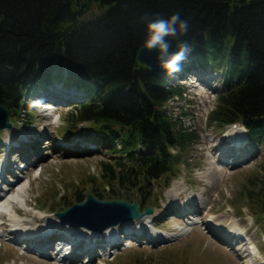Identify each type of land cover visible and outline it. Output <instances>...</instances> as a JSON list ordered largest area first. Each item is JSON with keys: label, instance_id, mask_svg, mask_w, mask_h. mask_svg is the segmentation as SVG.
<instances>
[{"label": "trees", "instance_id": "16d2710c", "mask_svg": "<svg viewBox=\"0 0 264 264\" xmlns=\"http://www.w3.org/2000/svg\"><path fill=\"white\" fill-rule=\"evenodd\" d=\"M176 13L190 25L181 39L193 51L183 66L225 76L209 121L243 124L264 144V0H0V104L9 120L24 126L32 116L25 98L54 82L83 91L87 98L65 115L67 133H96L114 155L100 161L106 186L114 181L142 193L170 175L180 152L199 138L166 107L183 97L182 85L136 59L146 37L141 17ZM253 195L264 213V185Z\"/></svg>", "mask_w": 264, "mask_h": 264}, {"label": "rangeland", "instance_id": "374dc122", "mask_svg": "<svg viewBox=\"0 0 264 264\" xmlns=\"http://www.w3.org/2000/svg\"><path fill=\"white\" fill-rule=\"evenodd\" d=\"M183 65L178 74L168 75L172 78L171 83L183 85V97L169 100L166 107L176 121L198 133L199 138L180 152V160L173 165L170 175L151 180L142 193L136 189L120 190L114 181L110 188L106 186L107 182L101 177L100 161H112L114 155L108 151L107 144L93 137L98 136L96 133H67L65 115L75 103H69L65 98L56 104L45 102L43 108L46 110L30 109L27 105L32 116L24 126L14 121L10 129L0 130V164L6 161L10 165V169L6 170L8 172L4 173L3 183L0 181V188L9 187L5 193L11 196L21 186L25 187L21 194L23 198L13 204L19 215L14 211L8 214L28 221V229L35 226L34 231L29 233L32 240L39 235L36 234L39 227L46 224L59 229L60 225L71 226L61 224L54 213L75 203L74 199L78 196L83 201L89 193L100 194L99 199H122L153 207V212L147 215L150 218L146 216L104 230L114 229L121 236L119 242L122 243L119 248H113L114 252L110 255L97 253L115 246L101 241L102 237H106L102 232L98 240L101 242L91 248V252H87V248L84 251L87 256L73 257L65 263L58 262L56 256L51 259L44 257L40 250L37 253L30 251L28 245L32 243L24 242L25 245L14 241L10 230L7 231L11 228L7 226L11 224L9 216L5 215L0 221V264H67L68 261L72 264H264L263 206L255 201L253 195L264 185V144L252 143L249 139L246 144L242 143L240 150L226 149L229 156L220 161L221 150L217 151L214 147L220 145L226 148L225 134L229 136L237 129L233 125L219 127L209 121L218 93L224 90L222 79L225 76L221 72L203 69L201 65H197L195 70ZM82 125L85 128L88 123ZM68 136L73 138L68 139ZM85 136L95 139L98 145H90L85 150L87 145L82 139ZM172 152L178 153L176 149ZM235 152L242 155L241 159L236 160ZM18 161L24 162L19 168L16 166ZM14 179L16 181L10 185ZM175 185L182 187L179 190L184 192L182 195L171 194ZM76 191L79 195L74 196ZM141 199L144 204H141ZM62 201L66 202L63 208ZM190 202L192 209L197 206L198 210L184 216ZM202 202H205L203 209ZM177 204L180 206L178 209ZM180 211L184 212L176 215ZM228 218H231L228 224H234L241 239L237 235L224 236L223 231L230 230L228 227L221 229L217 225L220 231H214L213 228H217L212 226L214 220L222 223ZM144 219L148 220L149 228L140 232L135 222ZM125 225L131 226L126 234ZM189 226L191 230L183 234L181 229ZM133 230H138V233L131 234ZM54 235L59 236L58 232L52 234L50 241L55 242ZM44 236L48 237L46 233L40 237ZM62 236H69V233L62 231ZM81 236L75 237V240ZM162 239L170 240L160 242ZM82 246L88 247V242L85 240Z\"/></svg>", "mask_w": 264, "mask_h": 264}, {"label": "bare ground", "instance_id": "6f19581e", "mask_svg": "<svg viewBox=\"0 0 264 264\" xmlns=\"http://www.w3.org/2000/svg\"><path fill=\"white\" fill-rule=\"evenodd\" d=\"M233 128H236V127L233 126ZM235 131L238 132V128ZM235 131H232V132L234 133ZM69 138H73V137L68 136V139ZM243 142H245V144L247 143V141H245L243 138H238V139L237 138H232L230 140V144L233 145L237 150H240L241 145H242ZM83 144H86L87 145V147L85 148V150H88V148H90V145L96 146L95 144H92L91 142L87 141L86 139H84ZM7 149L9 150L8 147H7ZM214 149L217 150V151H220L221 150V155L220 156L223 157V158L220 157L219 160L222 161V162L225 161L224 156H226V157L229 156V150H228V152H226L227 147L224 148L223 146H220L219 145V146H215ZM234 154H235L236 160L241 159L240 157L242 155H240L239 152H235ZM219 160H218V163H219ZM1 168H4V170H6V161L3 162L2 164H0V169ZM3 176L5 177L6 174H2V175L0 174V181L2 183H3V180H4ZM24 188H25L24 186H21L19 188V190L17 191V193L16 194H13L11 196H7V193H5V190H3L2 188H0V221H1V217L5 216V215L9 216V220H10L11 224L10 225L7 224V226H11V228H8L7 231L10 230L9 231L10 232V237L13 240L15 238L14 241H16L17 243H23V244H25L26 242L27 243H32L31 246L28 245V248L31 249L30 251L37 253L36 251L40 250L39 253L42 254V255L43 254H47L49 251H51V249H53L55 247L56 241L66 243L67 245L64 246V247H62L63 248L62 251H60V249H59L60 243L57 244V246L55 247V250H54L57 253L56 259L60 263H61V261H66V260H70L71 261L73 259V257L77 258V257H80V256H87L86 255V252H84L86 250V249H84L85 246L84 247L82 246V243L86 240L83 237L85 235L91 234V232H93V231L90 230V229L87 230V228H85L84 226H66V227L63 226V228H60V230H63L64 233L65 232L66 233H69V236H62V232H59L58 233L59 236H56L55 237V235H54V237H53L54 240H55V242L53 240H51V241L49 240V237L51 235H49L48 237H46V236L43 237L44 239L49 240L48 242L45 241L42 237H40V235H36V237L34 236V240L31 239L32 237L29 236V233L32 232V231H34L35 226L34 227L32 226V228L28 229V226H29V222L28 221H24V220H22L20 218H17L12 213L8 214L9 212L14 211L15 214L19 215L18 209H15V207H14L13 204H15L14 202L17 199L23 198V197H21V194H22ZM180 189H182V187H180L178 185H175V188H174L173 191H176V192H173L172 191L171 194L172 195H175V196L182 195L184 192H180L179 191ZM188 197H190V195H188ZM193 204L195 205V201H193ZM204 205H205V202H202L201 203V208L202 209L204 208ZM195 207H197V206H194L193 209H192L191 202L189 204H187V207L184 210L185 211L184 212V216H186L188 213H194V212H196L198 209L195 208ZM146 216L147 215H145V216H143L141 218H145ZM226 217H228V216H226ZM141 218H139V219H141ZM146 218H150V217L147 216ZM230 220H231V218H228L227 221L225 220L222 223H217V221L214 220L212 223L215 226H217V225H219L220 227L222 226L221 228L228 227L230 230H233L236 233L237 230H236L235 226H233L234 224L233 223H232V225L231 224L230 225L228 224V222ZM135 224L138 227L137 229L140 232H142L145 229L149 228V227H147L148 226V220H146V219L139 220V221L135 222ZM4 225H6V224H4ZM1 226H2V223L0 222V228H1ZM114 226H116V225H114ZM44 227H47V224H46V226L44 225V226L39 227V229L37 230V232L43 233L44 232V229H46ZM49 227L50 228H53L54 226L53 225H50ZM213 229H214V231L219 230L218 228H217V230H216V228H213ZM29 230H31V231H29ZM112 230H114V229H108L106 231H103V232H105L104 233V236L107 237V239H108L107 242H108L109 245H113V244L116 245V242L117 241H115L114 240V237H112V233H111ZM181 230L183 231L182 233L185 234V233H187V232H189L191 230V226H189L188 228H183ZM15 231H19V233H16ZM236 234H239V233H236ZM80 235H82V236L79 237V239L76 241L75 240V237L80 236ZM22 237H23V239H22ZM237 238L238 239H241L242 237L241 236H238ZM99 239H101V238H99ZM99 239H97V241ZM42 243H45V245L44 246H41ZM241 244H244V242H242ZM25 245H27V244H25ZM79 251H82L84 253L79 254ZM77 252H78V254H77ZM87 252H91V248L89 249V247H87ZM82 254H84V255H82Z\"/></svg>", "mask_w": 264, "mask_h": 264}, {"label": "water", "instance_id": "95a60500", "mask_svg": "<svg viewBox=\"0 0 264 264\" xmlns=\"http://www.w3.org/2000/svg\"><path fill=\"white\" fill-rule=\"evenodd\" d=\"M156 55L155 52L143 50L141 46L137 50L136 59L145 65L148 70L157 73L162 69L158 66ZM11 127L9 109L0 104V130L10 129ZM152 212V206H147L140 211L138 202H129L122 199H99L89 193L83 201L75 202L54 215L61 220V224L85 226V228L94 230L96 233H101L110 226L130 222ZM167 240L170 239H164L161 242Z\"/></svg>", "mask_w": 264, "mask_h": 264}, {"label": "clouds", "instance_id": "9594fccd", "mask_svg": "<svg viewBox=\"0 0 264 264\" xmlns=\"http://www.w3.org/2000/svg\"><path fill=\"white\" fill-rule=\"evenodd\" d=\"M141 21L146 24V37L143 42V50L155 52L158 66L169 76L182 70L183 63L188 59L193 48L187 40L181 37L187 35L190 25L187 20L181 18L179 13L170 17H163L159 14L141 17ZM178 41L176 50H172V42ZM30 109H39L45 106L43 98H36L27 101ZM239 131L246 129L241 125H234Z\"/></svg>", "mask_w": 264, "mask_h": 264}]
</instances>
